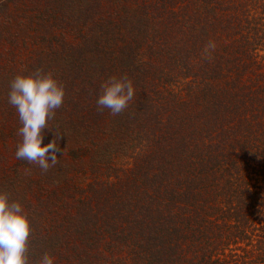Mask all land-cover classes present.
<instances>
[{
	"label": "trees",
	"instance_id": "16d2710c",
	"mask_svg": "<svg viewBox=\"0 0 264 264\" xmlns=\"http://www.w3.org/2000/svg\"><path fill=\"white\" fill-rule=\"evenodd\" d=\"M37 68L65 89L47 173L16 159L8 103ZM125 74L136 99L98 111L101 84ZM0 142L30 264H264V0H0Z\"/></svg>",
	"mask_w": 264,
	"mask_h": 264
},
{
	"label": "clouds",
	"instance_id": "9594fccd",
	"mask_svg": "<svg viewBox=\"0 0 264 264\" xmlns=\"http://www.w3.org/2000/svg\"><path fill=\"white\" fill-rule=\"evenodd\" d=\"M216 47L209 41L204 54L209 57L210 50ZM96 101L98 111L108 109L113 116L123 113L136 99L137 90L132 80L125 74L109 76L102 84ZM64 85L52 72L37 68L34 74H17L10 82L8 103L16 109L20 127L17 135L15 157L35 165L44 173L59 164L61 153L59 141L62 133L49 126L56 110L64 103ZM53 132V139L44 142L45 130ZM31 169H25V175ZM31 226L22 204L12 200L5 191H0V264H30L29 243ZM36 264H54V257L45 252Z\"/></svg>",
	"mask_w": 264,
	"mask_h": 264
},
{
	"label": "rangeland",
	"instance_id": "374dc122",
	"mask_svg": "<svg viewBox=\"0 0 264 264\" xmlns=\"http://www.w3.org/2000/svg\"><path fill=\"white\" fill-rule=\"evenodd\" d=\"M8 29L10 31H13L14 33H17V36H26V33H27V30L23 29L22 27H16V26H8ZM16 36V34H15ZM28 45L26 46H19L17 48H14L13 50L15 51V55L14 57L12 58V61L11 60H8L6 61L5 63V67L6 68H9V69H6L7 72L9 73L10 70L12 71H15L21 67H24L25 66V63H26V57H27V51H28V48H31L29 42H27ZM29 46V47H27ZM2 71H4V69H2ZM9 80L12 79L10 77H8ZM1 143V142H0ZM6 145L8 146V150H10V148L12 149L13 148V140H6ZM0 151H4V144H0ZM5 153V151H4ZM9 161H12V158H10ZM12 168V166L10 167ZM22 174V177L23 178H26L28 175H25L23 173Z\"/></svg>",
	"mask_w": 264,
	"mask_h": 264
}]
</instances>
